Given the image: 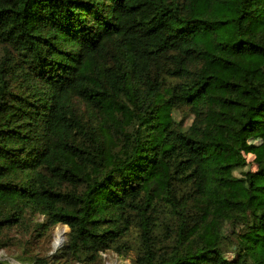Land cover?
<instances>
[{
    "label": "trees",
    "instance_id": "trees-1",
    "mask_svg": "<svg viewBox=\"0 0 264 264\" xmlns=\"http://www.w3.org/2000/svg\"><path fill=\"white\" fill-rule=\"evenodd\" d=\"M0 47V230L68 225L81 264H264V155L235 173L264 137V0H0Z\"/></svg>",
    "mask_w": 264,
    "mask_h": 264
},
{
    "label": "rangeland",
    "instance_id": "rangeland-1",
    "mask_svg": "<svg viewBox=\"0 0 264 264\" xmlns=\"http://www.w3.org/2000/svg\"><path fill=\"white\" fill-rule=\"evenodd\" d=\"M4 54V49L0 47V56ZM83 109L85 106L83 105ZM177 121L183 123L184 128H188L194 121V115L189 107L183 106L176 111ZM250 143L256 148L255 152L248 153V164L244 168H240L235 173L240 176L243 171L256 170L257 161L264 155V137L251 138ZM28 217L21 222H14L11 226L0 230L1 242H5L4 247H0V258L8 259L14 263L20 264L17 258H33L35 256L47 257L51 264H81L75 262L72 258L63 253L64 245L67 242V234L70 230L68 225L57 224L46 227H41L38 224L44 223L45 218L41 214L28 212ZM245 221V220H244ZM241 221H235L226 224V232L234 236V231H240ZM63 231L64 240L58 246L55 244L56 237L59 232ZM136 232L133 231L127 239L133 242ZM1 244V243H0ZM231 256L232 254H228ZM135 250H129L119 253L114 250L102 252V258L87 264H135ZM24 264H32L26 262Z\"/></svg>",
    "mask_w": 264,
    "mask_h": 264
},
{
    "label": "bare ground",
    "instance_id": "bare-ground-1",
    "mask_svg": "<svg viewBox=\"0 0 264 264\" xmlns=\"http://www.w3.org/2000/svg\"><path fill=\"white\" fill-rule=\"evenodd\" d=\"M63 240H64V236H63V231H62L58 233L56 240H55V244L59 246L63 242Z\"/></svg>",
    "mask_w": 264,
    "mask_h": 264
}]
</instances>
